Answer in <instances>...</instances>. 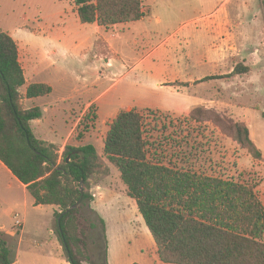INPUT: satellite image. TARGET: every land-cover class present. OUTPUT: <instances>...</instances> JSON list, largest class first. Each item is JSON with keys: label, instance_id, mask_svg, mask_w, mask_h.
Segmentation results:
<instances>
[{"label": "rangeland", "instance_id": "rangeland-1", "mask_svg": "<svg viewBox=\"0 0 264 264\" xmlns=\"http://www.w3.org/2000/svg\"><path fill=\"white\" fill-rule=\"evenodd\" d=\"M223 1L143 0L144 21L131 24L132 30L120 31L122 37L115 41L111 54L96 43L94 25L80 22L74 0H0V31L19 43L27 77L35 71L38 82L52 87L51 94L25 103L42 112V122H32L35 135L41 138L45 134L58 142L62 156L61 148L69 136L73 135L71 144L77 145L92 132L99 154L110 122L119 112L136 109L144 113L147 135L166 157L180 160V164L185 159L186 167L192 162L208 175L247 182L256 187L264 203V0H229L225 4L228 27H222L224 34L215 44L225 41L228 55L218 64L205 63L202 55L213 43V38L205 36H218L220 27H205L203 22L184 26L219 9ZM165 40V48H171L168 61L162 64V58L159 62L156 57L142 61ZM255 49L259 53L256 50L254 54ZM237 65L254 71L218 78L232 73ZM176 73L182 79L189 75L216 78L182 88L180 94L157 87L159 78ZM187 98L191 104L203 98L208 107L199 106L212 112V120L191 123L187 118L190 113L179 111L187 106ZM210 100L214 102L209 104ZM89 103L93 105L84 113ZM94 114L97 119L93 122ZM216 114L222 126L238 121L247 124L260 154L247 142H238L232 130L219 127L214 122ZM100 162L103 167L110 166L102 152ZM100 179L101 175L95 176L93 184ZM111 179L112 187L118 188L116 173ZM1 185L0 234H4L15 228L16 213L23 218L25 215L20 207L21 188L13 183L8 187L7 182ZM94 207L105 221L106 238L100 229L93 232L88 222L85 224L86 254L91 258L85 264H155L156 244L133 198L104 195L96 197ZM49 211L50 207L44 208V228L40 230L36 212L29 210L25 222L28 235L20 251L22 264H60L59 253L66 257L63 246V251H57L49 247L42 250L33 244L31 233L41 232L47 245L53 243L50 238L59 237L56 218L49 216ZM6 238L15 260L19 237ZM32 244L35 254H30Z\"/></svg>", "mask_w": 264, "mask_h": 264}, {"label": "trees", "instance_id": "trees-1", "mask_svg": "<svg viewBox=\"0 0 264 264\" xmlns=\"http://www.w3.org/2000/svg\"><path fill=\"white\" fill-rule=\"evenodd\" d=\"M74 4L81 23L104 28L137 22L145 16L143 0H74ZM249 70L237 65L221 78ZM26 84L18 43L0 31V161L26 186L36 205L59 208L56 225L67 261L85 264L91 261L86 254L85 224L88 222L93 232L100 229L106 238L105 221L91 206L90 179L109 170L93 145L67 144L60 156L57 145L35 135L31 123L40 119L42 112L37 107L26 108L23 101L46 96L52 87L32 83L23 93ZM211 113L198 106L187 118L202 124L212 120ZM96 119L94 114L92 121ZM214 122L223 125L217 114ZM222 127L257 151L247 124L238 121ZM103 155L119 171L128 196L136 201L161 262L264 264V203L255 186L208 175L192 162L186 167L187 160L180 164V160L166 157L147 135L144 113L136 109L121 111L110 122ZM79 200L78 208L68 211ZM0 264H14L4 234H0Z\"/></svg>", "mask_w": 264, "mask_h": 264}, {"label": "crops", "instance_id": "crops-1", "mask_svg": "<svg viewBox=\"0 0 264 264\" xmlns=\"http://www.w3.org/2000/svg\"><path fill=\"white\" fill-rule=\"evenodd\" d=\"M228 1L229 0H224L222 6L219 9L215 10L214 12H212V13H210L208 15H205V16L197 17L194 20H192V21L190 20L189 22L184 24V26H185L187 24H191V22L192 23H195V22H201L202 23L203 22L205 24V27H216V28L220 27L218 36H215V35L213 36L211 33H208L207 36H205L206 39L213 38V43H211V42L209 43L208 49L202 55L203 56L202 58L205 61V63H210V64L221 63L222 61H224L226 59V57L228 55V51H227L228 49L224 45L225 41L223 43H220L219 45L215 44V40L219 39L224 34V30H223L222 27H228L227 11L225 10V4ZM221 14H222V16H221ZM142 21H144V17L140 21H137V22L117 24V25H114V26L109 27V28H104V27L99 26L97 23H93L96 36L98 37V40L96 41V43H99L100 46H102L104 51H107L108 53L112 54L115 51V45H114L115 41H117V39H121V37H122L121 34H120V31L125 32L127 29L132 30L133 27H129L131 24H135V23L142 22ZM201 34H203V32H201ZM167 40H168V38H167ZM167 40H165V41L159 43L157 46H155V48H153L142 59V61L146 60L147 58H153V57H156V60H158V61L161 60V58H162V61L161 62L159 61L162 64H164V62L166 60L168 61L169 60L168 59L169 58L168 57V53H170L171 48H170V50H168V48H165V44H168ZM18 46H19V43H18ZM256 50L259 53V50L255 49V52H253L254 54H257ZM51 53H53V52H50V54ZM19 56H20V62H21L22 67L24 69L25 78H26V82H27V84L23 87L24 89L23 88L21 89V91L23 93H25L27 85L32 84V83H44V82H38L36 80L37 76H36L35 71H33L31 78L27 77V74H26V71H25V67H24L23 61L21 59V48H20V46H19ZM106 61H107V63L109 65L112 64V60L110 58L106 59ZM258 64L262 65V62H259ZM247 67H249V66H247ZM249 69H250L249 73L254 71V68H250L249 67ZM251 69H252V71H251ZM209 77L216 78V75L209 76ZM221 77L222 76H220L218 78H221ZM205 78H207V77L195 78L194 76L189 75L186 78L182 79V78H180L179 74L176 73L175 75L163 76V77L159 78L156 83H157V87L160 88V90L167 89L171 93L176 92L177 94H180V90L182 88H185V87L191 88L192 86L197 85L196 82L201 81V80H203ZM213 78H211V79H213ZM43 97H45V96H43ZM38 98H40V97H38ZM29 100H31V99H25L23 101L24 105H25L26 101H29ZM185 101L187 102L185 104L187 106L185 108H182V109L179 110L180 112H182L181 114H189L191 110H193L194 108H196L200 104L201 105H205L206 107H208L207 106V102H205L203 100V98H200L199 100H196L195 102H192L193 104H191V101L189 100V98H187V100H185ZM213 102H214L213 100H210L208 103L210 104V103H213ZM90 103L88 104V106H86V108L84 110V113L88 110V108L91 105H93V104H90ZM26 108H28V107H26ZM35 121H37L38 124L42 122L41 119H38V120H35ZM31 126H32V123H31ZM250 132H251V129H250ZM72 136L73 135L69 136V138L63 143V147L61 146L62 150L65 149V146L67 144H71L70 141L73 140ZM38 138L39 139H43V140H45L47 142H50V143H53V144L59 146L58 142H54L51 138H46L45 134L41 138L40 137H38ZM93 138H94L93 137V133L92 132L88 133V135L84 139V141L78 143L76 146L93 145L96 148V150H98L97 146H96V143L93 141ZM251 138H252V135H251ZM104 139H105V137L102 140L104 141ZM100 146H102V145L100 144ZM103 147H102V149H103ZM101 152L103 154V151H101ZM101 152L98 154L99 157H101ZM97 153H98V151H97ZM109 164L112 167V169H111L110 166L106 167L109 170V172L107 174L101 175V179H100V181H99V183L97 185L93 184V181H94L93 178L94 177H92L90 179V182H91V193H92V195L94 197V200L92 201V208L98 214H99V212L94 207V204L96 202V197L103 198V196L106 195V196H111L113 198L117 197V198L120 199L121 196H128L127 188H126L125 184L123 183V181L120 178L119 171L110 162H109ZM114 173H116V175L118 176V180H119L118 184H120V185H118V188H116V189L113 188L112 184L110 183V181L112 180L111 176ZM6 182L8 184V187H11V184L13 183V184L17 185L18 187H20L22 192H23V204H20V207L23 210L25 217L23 218L18 213L20 215V217H21L22 225L18 229L14 228V229L7 230L6 232H4L5 238L8 237L9 239H11V238L13 239V238H15L17 236L19 237L18 254H17V258L15 260H13V261H14V264H22L21 263V258H20V251L22 250L23 243L27 239V235H28L27 231L25 229V222H26V219L28 217L29 210H32V211L36 212V215L38 216V220H39L37 228H40V230H42L44 228L43 224L41 223L42 219L44 218V208L50 207L49 216H52V217L55 218V212L58 211V207L49 206V205H36L34 198L28 192L26 186L24 184H22L13 175V173L0 161V184H2L1 186L6 184ZM117 189H120V190L122 189L121 190L122 192H120V190H118L119 191L118 192ZM31 237L33 238L32 241H34L33 244H36L37 248L45 250L44 249L45 247H49V249L53 248V249H57V251H59V250L63 251V248H62V245H61L59 237L57 239L50 238V240L53 242L52 245H51V243H50V245H47V244L43 243L46 240V238H44L42 236L41 232H39L38 234H33V236H32V233H31ZM36 240H38V241L41 240L42 243L39 244ZM7 241H8V239H7ZM33 244L31 246H29L30 254H35V251H34V249L32 247ZM62 253L61 252L59 253V257H61V259L59 260V263L60 264H70L67 261V257L63 256ZM156 253H157V250H156ZM127 264H133V262H129ZM138 264H143V262L142 263H138ZM155 264H162V262L159 260L158 254L155 257Z\"/></svg>", "mask_w": 264, "mask_h": 264}, {"label": "built area", "instance_id": "built-area-1", "mask_svg": "<svg viewBox=\"0 0 264 264\" xmlns=\"http://www.w3.org/2000/svg\"><path fill=\"white\" fill-rule=\"evenodd\" d=\"M14 219H15V229L20 228L21 225H22V221H21V217H20V215H19L18 213H16V214L14 215Z\"/></svg>", "mask_w": 264, "mask_h": 264}, {"label": "water", "instance_id": "water-1", "mask_svg": "<svg viewBox=\"0 0 264 264\" xmlns=\"http://www.w3.org/2000/svg\"><path fill=\"white\" fill-rule=\"evenodd\" d=\"M81 183L83 184V181ZM81 191L83 192V188L81 189ZM80 203H81V200H79L75 205H73L71 208H69L68 211H71L73 209L78 208V206L80 205Z\"/></svg>", "mask_w": 264, "mask_h": 264}]
</instances>
